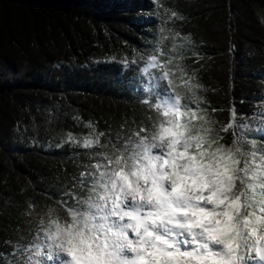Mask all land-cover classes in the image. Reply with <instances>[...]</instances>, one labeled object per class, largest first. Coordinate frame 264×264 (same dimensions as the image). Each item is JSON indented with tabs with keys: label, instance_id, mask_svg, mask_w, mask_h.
I'll list each match as a JSON object with an SVG mask.
<instances>
[{
	"label": "trees",
	"instance_id": "trees-1",
	"mask_svg": "<svg viewBox=\"0 0 264 264\" xmlns=\"http://www.w3.org/2000/svg\"><path fill=\"white\" fill-rule=\"evenodd\" d=\"M156 45L175 91L187 101L198 83V99L220 109L199 113L216 128L233 103L251 113L264 95V0H0V253L27 244L49 206L65 216L57 198L89 156L156 115L137 72ZM93 129L103 147L65 143Z\"/></svg>",
	"mask_w": 264,
	"mask_h": 264
},
{
	"label": "snow or ice",
	"instance_id": "snow-or-ice-1",
	"mask_svg": "<svg viewBox=\"0 0 264 264\" xmlns=\"http://www.w3.org/2000/svg\"><path fill=\"white\" fill-rule=\"evenodd\" d=\"M152 51L137 72L152 97L142 103L156 115L127 137L109 138L110 153L93 152L57 198L66 215L49 206L32 239L13 245L14 259L0 253L5 264H264V95L251 113L238 115L233 103L216 128L199 115L220 110L198 99L202 86L185 101L157 59L159 45ZM229 132L226 144L221 133ZM104 135L69 132L65 143L90 150L103 147Z\"/></svg>",
	"mask_w": 264,
	"mask_h": 264
},
{
	"label": "rangeland",
	"instance_id": "rangeland-1",
	"mask_svg": "<svg viewBox=\"0 0 264 264\" xmlns=\"http://www.w3.org/2000/svg\"><path fill=\"white\" fill-rule=\"evenodd\" d=\"M161 49H162V47H160V50H161ZM161 51H162V50H161ZM161 51H160V52H161ZM157 59H158V58H157ZM159 61H160V60H159ZM160 62H161V61H160ZM170 75H171L172 80L175 79V76L173 75V73H170ZM173 77H174V78H173ZM172 88H173V87H172ZM173 89H174V88H173ZM174 90H175V89H174ZM34 230H35V229H34ZM33 232H34V231H33ZM17 242L23 244L22 241H16L15 243H17ZM15 243H14V244H15ZM12 251H13V248H12V250H11L10 252H8V253H4V255H5V256H8L9 258H12V257L10 256V253H11ZM12 259H14V258H12ZM3 262H4V264H5L4 257H3Z\"/></svg>",
	"mask_w": 264,
	"mask_h": 264
}]
</instances>
